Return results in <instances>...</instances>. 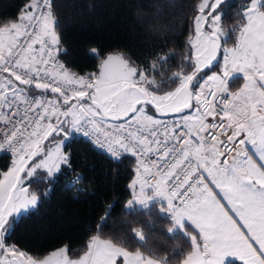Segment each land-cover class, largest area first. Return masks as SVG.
<instances>
[{
  "label": "snow or ice",
  "instance_id": "1",
  "mask_svg": "<svg viewBox=\"0 0 264 264\" xmlns=\"http://www.w3.org/2000/svg\"><path fill=\"white\" fill-rule=\"evenodd\" d=\"M226 11L227 0H199L182 59L189 70L172 73L168 88L155 73L170 54L141 65L92 47L97 72L69 68L53 0H27L15 20H0V154L11 158L0 172V264H173L141 250L142 228H131L135 250L103 236L114 204L78 257L68 244L39 255L9 243L51 191L31 190L38 172L52 183L66 169V186L85 192L69 150L76 134L113 161L135 158L125 211L154 202L168 233L188 241L182 264H264V0L237 13L232 47Z\"/></svg>",
  "mask_w": 264,
  "mask_h": 264
},
{
  "label": "trees",
  "instance_id": "2",
  "mask_svg": "<svg viewBox=\"0 0 264 264\" xmlns=\"http://www.w3.org/2000/svg\"><path fill=\"white\" fill-rule=\"evenodd\" d=\"M27 0H0V20H15ZM57 31L65 53L60 59L74 71L95 73L99 60L89 56L92 47L103 52L114 50L126 53L137 64L149 65L156 55L170 54L168 62L155 73L157 80L170 85L169 77L182 68L186 51L185 44L193 35V16L199 0H53ZM248 0H227V11L222 16L221 26L229 32L227 45L233 46L236 38L231 29L241 21L237 13ZM219 69H217L218 71ZM162 73V75H161ZM230 88L236 90L241 83L234 77ZM69 150L72 164L83 175L78 193L66 186L71 179L65 169L55 182L32 183L31 189L51 191L33 211L16 224L9 243L22 250L44 255L64 244L72 249L70 255L78 257L86 247L107 204H114L103 225V236L122 240L135 250L131 228H142L147 248L157 256L167 255L173 264H182L189 249L188 241L180 233L169 234V221L158 214V206L137 207L125 211L130 198L127 185L133 178V160L124 156L113 161L102 152L92 150L84 139L73 137ZM9 156H0V172L10 166ZM180 253H183L181 255ZM239 264V263H237Z\"/></svg>",
  "mask_w": 264,
  "mask_h": 264
},
{
  "label": "built area",
  "instance_id": "3",
  "mask_svg": "<svg viewBox=\"0 0 264 264\" xmlns=\"http://www.w3.org/2000/svg\"><path fill=\"white\" fill-rule=\"evenodd\" d=\"M74 137H76V138H81V139H84V140H85V138H84L83 136L79 135V134H76ZM2 155L9 156L8 154H0V156H2ZM126 156L132 158V160H133V167H132V170H133V177H135V176H134V172H135V158H134V157H131L130 155H126ZM9 157H10V156H9ZM123 157H124V156H123Z\"/></svg>",
  "mask_w": 264,
  "mask_h": 264
},
{
  "label": "rangeland",
  "instance_id": "4",
  "mask_svg": "<svg viewBox=\"0 0 264 264\" xmlns=\"http://www.w3.org/2000/svg\"><path fill=\"white\" fill-rule=\"evenodd\" d=\"M194 35H195V30H194V24H193V35H192V37H194ZM228 47H232V46H230V45H227ZM99 70V69H98ZM242 83L243 82H241L239 85H238V88L239 87H241L242 86ZM238 88H237V90H238ZM47 143V142H46ZM6 171V170H5ZM46 174L45 173H43V172H38V174H37V176L36 177H44ZM36 177H34V178H36ZM33 178V179H34ZM133 178H135V177H133ZM132 178V179H133ZM32 190V189H31ZM150 203H152V202H150Z\"/></svg>",
  "mask_w": 264,
  "mask_h": 264
},
{
  "label": "crops",
  "instance_id": "5",
  "mask_svg": "<svg viewBox=\"0 0 264 264\" xmlns=\"http://www.w3.org/2000/svg\"><path fill=\"white\" fill-rule=\"evenodd\" d=\"M235 77H239V78H240V81L243 82L241 76L237 75V76H235ZM236 90H237V89H236ZM237 263H239V262H237Z\"/></svg>",
  "mask_w": 264,
  "mask_h": 264
}]
</instances>
